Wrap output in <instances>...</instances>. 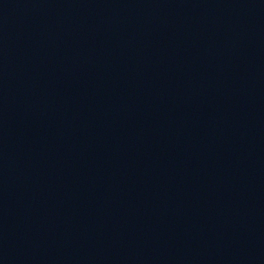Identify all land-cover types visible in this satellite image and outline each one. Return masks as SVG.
<instances>
[{
	"label": "water",
	"instance_id": "95a60500",
	"mask_svg": "<svg viewBox=\"0 0 264 264\" xmlns=\"http://www.w3.org/2000/svg\"><path fill=\"white\" fill-rule=\"evenodd\" d=\"M0 223L46 264H264V0H0Z\"/></svg>",
	"mask_w": 264,
	"mask_h": 264
}]
</instances>
